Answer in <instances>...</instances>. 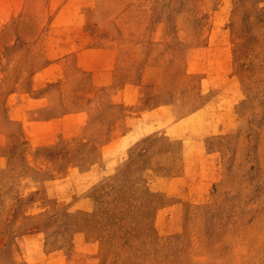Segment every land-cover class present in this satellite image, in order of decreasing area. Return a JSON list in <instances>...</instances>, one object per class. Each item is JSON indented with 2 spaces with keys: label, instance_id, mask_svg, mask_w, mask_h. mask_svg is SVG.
Segmentation results:
<instances>
[{
  "label": "rangeland",
  "instance_id": "374dc122",
  "mask_svg": "<svg viewBox=\"0 0 264 264\" xmlns=\"http://www.w3.org/2000/svg\"><path fill=\"white\" fill-rule=\"evenodd\" d=\"M0 264H264V0H0Z\"/></svg>",
  "mask_w": 264,
  "mask_h": 264
}]
</instances>
